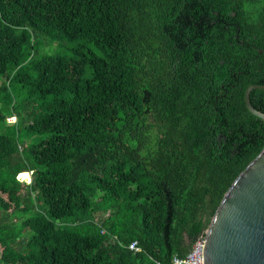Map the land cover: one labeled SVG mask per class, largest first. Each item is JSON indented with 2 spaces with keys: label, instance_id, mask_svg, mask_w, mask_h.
Listing matches in <instances>:
<instances>
[{
  "label": "trees",
  "instance_id": "obj_1",
  "mask_svg": "<svg viewBox=\"0 0 264 264\" xmlns=\"http://www.w3.org/2000/svg\"><path fill=\"white\" fill-rule=\"evenodd\" d=\"M262 82L264 0H0V264L184 255L264 145Z\"/></svg>",
  "mask_w": 264,
  "mask_h": 264
},
{
  "label": "water",
  "instance_id": "obj_2",
  "mask_svg": "<svg viewBox=\"0 0 264 264\" xmlns=\"http://www.w3.org/2000/svg\"><path fill=\"white\" fill-rule=\"evenodd\" d=\"M243 89L246 108L264 120V111ZM201 264H264V145L231 180L203 232Z\"/></svg>",
  "mask_w": 264,
  "mask_h": 264
},
{
  "label": "built area",
  "instance_id": "obj_3",
  "mask_svg": "<svg viewBox=\"0 0 264 264\" xmlns=\"http://www.w3.org/2000/svg\"><path fill=\"white\" fill-rule=\"evenodd\" d=\"M204 241L203 233L192 242L189 250L182 256L172 254L171 264H201V246ZM129 248L137 249L135 240L128 243Z\"/></svg>",
  "mask_w": 264,
  "mask_h": 264
},
{
  "label": "rangeland",
  "instance_id": "obj_4",
  "mask_svg": "<svg viewBox=\"0 0 264 264\" xmlns=\"http://www.w3.org/2000/svg\"><path fill=\"white\" fill-rule=\"evenodd\" d=\"M6 120L9 122H13L15 120V116L14 115H7L6 116ZM35 136V135H34ZM31 138V137H30ZM20 179V178H19ZM29 180H30V172H29ZM25 181V180H24ZM29 182V181H27ZM192 243V242H191Z\"/></svg>",
  "mask_w": 264,
  "mask_h": 264
}]
</instances>
